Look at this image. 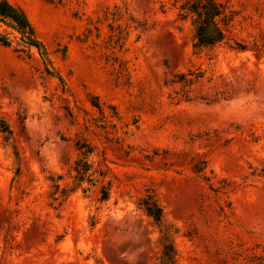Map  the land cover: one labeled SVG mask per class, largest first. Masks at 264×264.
<instances>
[{
    "label": "rangeland",
    "instance_id": "1",
    "mask_svg": "<svg viewBox=\"0 0 264 264\" xmlns=\"http://www.w3.org/2000/svg\"><path fill=\"white\" fill-rule=\"evenodd\" d=\"M9 1L47 60L0 45V264H155L150 193L177 264H264V0H217L225 37L200 49L188 0ZM189 70L185 99L166 81Z\"/></svg>",
    "mask_w": 264,
    "mask_h": 264
},
{
    "label": "trees",
    "instance_id": "2",
    "mask_svg": "<svg viewBox=\"0 0 264 264\" xmlns=\"http://www.w3.org/2000/svg\"><path fill=\"white\" fill-rule=\"evenodd\" d=\"M182 7L185 10L184 16L189 17L191 26L194 30V48L200 49L203 47H211L221 42L225 37L223 24L220 16L222 15V7L217 0H188L185 1ZM109 14L116 16V13H110L109 10L105 12V19H108ZM112 29V25H110ZM98 29V28H97ZM89 32L90 29H89ZM115 41L123 38L121 29L117 31ZM16 41L18 45L23 47L20 51H26L28 47H34L38 50L44 60H47V51L38 38L35 28L29 20L26 12L20 6L11 3L9 0H0V45L11 46ZM46 70L50 73L46 66ZM200 72L194 73L188 71L187 73L180 72L174 74L173 79L166 82L176 83L181 82V95L183 98H189L190 85L200 76ZM92 104L101 109V104L97 100V96H93ZM0 131L9 135L11 130L7 122L0 117ZM87 146V147H85ZM78 149L84 155L92 152L90 145L78 144ZM85 158H78L74 162L73 170L75 171L74 180L75 186H78L82 181L86 180L92 184V173L88 170L90 165ZM201 166L197 171H201ZM109 188L107 185L102 186L100 199L105 200L108 197ZM139 205L142 206L145 213L152 217V219L160 227V243L161 254L157 258L155 264H177V253L171 238L170 227L165 225L162 221V208L155 199L154 194H147L140 199Z\"/></svg>",
    "mask_w": 264,
    "mask_h": 264
}]
</instances>
